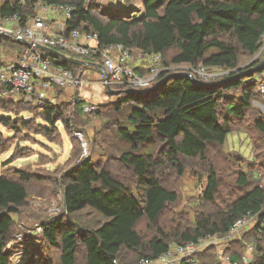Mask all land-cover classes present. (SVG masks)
I'll use <instances>...</instances> for the list:
<instances>
[{"label":"trees","instance_id":"trees-1","mask_svg":"<svg viewBox=\"0 0 264 264\" xmlns=\"http://www.w3.org/2000/svg\"><path fill=\"white\" fill-rule=\"evenodd\" d=\"M140 1L143 11L138 17H118L104 12L103 8H87V0H5L0 3V16L18 15L22 26L37 15L39 3L47 7L71 5L74 11L63 35L69 36L75 30L93 32L99 34L101 46L121 44L130 53L138 50L143 55L157 54L167 65L221 68L244 75L212 84H197L180 75H173L167 81L163 74L160 79L165 78V81L148 94L143 91V94H128L124 87L121 91L124 96L112 111L124 115L125 119L116 117L107 124L115 127L126 148L119 155L106 157L105 162H117L130 174V179L121 171L114 172L109 163L100 165L92 157L73 164L55 179V183L64 188L68 216L89 209L104 222L101 224L99 220L95 227L74 226L64 216L45 221L41 227L46 254H42L43 247L32 260L36 264H50L53 259L57 264L154 261L175 245L196 242L207 235L224 237L237 220L251 212L257 217L255 226L243 240L232 241L226 254L232 264H244L243 257L252 245L254 261L251 264H264V174L250 165L248 171L240 169L234 173L233 183L224 187L210 164L202 203L192 219L185 210L172 209L181 195L167 176L169 171L182 176L187 161L208 162L210 145H225L235 132L234 120H244L248 113L255 114V127L264 136V116L253 106L256 98H263L257 89V78L264 76V66L252 72L259 64L255 61L240 69L241 57H253L263 46L264 0ZM0 41L12 42L23 52V45L10 38H0ZM173 50L174 55L168 59ZM69 55L92 60V56ZM49 58L54 65L75 74L82 67L54 55L49 54ZM2 63L7 62L1 61L0 65ZM235 91L238 94L233 93ZM13 101L0 97V111L18 115L34 108L24 103L16 105ZM34 109L41 110L39 114L49 126L56 127L62 122L66 131L73 127L69 112L83 110L77 99L74 103ZM101 111L97 110L95 116L101 118ZM11 120L2 117L0 123L10 127ZM33 124L34 120L29 118H18L11 131L23 127L46 138L52 134V129L39 124L33 128ZM75 140L74 137L72 145L78 147L80 143ZM4 141L0 133V148L4 147ZM260 167L264 168V163ZM7 171L0 174V264H13V252L6 249L18 232L13 216L20 214L27 203L29 184L41 179L34 172L13 170L9 176ZM197 259L200 261L197 264H224L213 246L198 253Z\"/></svg>","mask_w":264,"mask_h":264},{"label":"rangeland","instance_id":"rangeland-1","mask_svg":"<svg viewBox=\"0 0 264 264\" xmlns=\"http://www.w3.org/2000/svg\"><path fill=\"white\" fill-rule=\"evenodd\" d=\"M3 1L5 0H0V3H3ZM86 3L87 8L91 6L100 9L103 8L104 12L115 13L118 17H138L143 11V5L140 0H87ZM36 11H38V9ZM12 40L14 41V39ZM18 48L22 51L20 47L14 45L12 42L0 41V62H4L10 57H17V54L21 52ZM174 53V50L169 52L168 59H171ZM130 54L131 64L134 52H131ZM148 56L149 55H143L144 69L140 71L135 69L138 75L150 78L151 80L149 86L140 90L145 93L151 91L158 84L161 85L165 81V78H167L168 81L173 75H178L180 73H189L203 84L217 83L221 80L226 78L230 79L237 75L239 77L244 76L242 73H235V71L233 73L232 71H227L221 68H206L201 66L199 68L204 67L210 70V74L213 75V79L210 78V80L206 82L202 81L199 73L196 72L199 68H192L188 65H173L170 63L167 65L165 64L166 60H162V56H160L158 63L157 75L153 76ZM255 61H258L259 64L251 69L252 72L261 63H264V39L262 48L255 56L241 57L240 69H244ZM2 65L5 64L2 63ZM83 67L86 68L85 65ZM81 71V69L77 70L76 74L75 71H73V73L72 71L70 72L72 75L75 74L74 77L77 78ZM163 74H166V77L161 80L160 78ZM261 77L264 76H259L257 78V89L263 98L260 96L256 98L253 102V106L259 109L264 116V95L262 94V89L258 86V79ZM106 83L113 91H120V94L112 93L108 89L109 93L114 96L113 101L102 106L97 103H87L82 96V90H77L78 88H55L53 94L56 103L55 105L74 103V100L77 99L83 108L82 112H69L70 116L68 117L73 121V127L75 129L72 127L68 131H66V127L62 122H58L56 127L49 126V124L41 118V115L39 114L41 113V110L34 109L39 108L40 104L27 103L24 100H21L19 96H9L8 98L13 99V102L16 103V105L24 103L25 105L34 108H31L29 111L21 112L18 115L0 111V118L7 117L12 119V126L14 121L18 118H29L35 122L33 128L39 124L41 127L52 129V134L46 138L42 134H37L36 132L23 127L11 131L12 126L6 127L0 123V133L2 134L3 140H5L4 147L0 148V174H5L4 171L6 172L9 170L7 173L10 176L13 173V170H25L28 172H34L41 178L40 181L34 180L29 184L30 196L27 203L21 209L20 214L13 216L18 227V232H16L13 240L9 243H13L14 245V248H10L13 255H15L14 262L12 261L13 264H18L19 262L20 264H36L32 259L35 258L36 253H38V251L45 245L44 236L39 232V227L45 221L64 216L66 217V220H69L74 226L89 225L95 227L98 225L99 220H101V224L104 222V219L100 215L89 209L79 212L76 215L68 216L69 214L66 210L64 201V188L63 186L56 184L55 179H59L73 164L83 158L92 157V159L97 161L100 165L104 166L106 163H109L114 172L121 171L125 178L130 179V174L126 173V170L122 169L117 162H105L106 157L108 158V156L114 157L111 155H119V153L126 148L125 144L118 137L115 127L107 124V122L114 121L116 117L125 119L124 115H116V113H113L112 111L113 106L120 103L124 96L121 92L123 91L124 85L112 84L107 73ZM126 89L128 90L129 88ZM135 90L138 89L135 88ZM2 92L3 91L0 90V97H3ZM233 93L238 94L236 91ZM87 105L97 107L98 111L102 109L101 118L104 117L107 120L95 116L97 110L92 112V114H85L84 108ZM234 127L235 132L229 136L225 145H210L207 154L208 162L204 163L199 159L187 161L185 163V173L182 176H179L178 173L169 171L167 176L181 195L179 203L172 206L174 211L185 210L191 219L194 214L199 211V205L202 203L201 197L208 183L207 172L209 171L210 164H213L218 173L221 185L224 187L233 183L234 173L240 169L248 171L250 165H252V169L256 168L257 171L264 174V168L260 167L261 163H264V136L255 127V114L253 112L248 113L244 120L235 119ZM77 131L84 133L85 141L88 143L87 152L81 141L75 137ZM74 137L80 143H78V147L72 145ZM76 140L75 142L77 143ZM73 147H75V149ZM254 221L256 223L257 219L255 218ZM251 228L249 227L242 231L248 232ZM15 231L16 226L14 233ZM250 247L253 246L249 245L248 250ZM42 254H46L45 247ZM48 255L50 259L53 258L52 254ZM248 257L250 258V255H248ZM54 261V264H57V261Z\"/></svg>","mask_w":264,"mask_h":264},{"label":"built area","instance_id":"built-area-1","mask_svg":"<svg viewBox=\"0 0 264 264\" xmlns=\"http://www.w3.org/2000/svg\"><path fill=\"white\" fill-rule=\"evenodd\" d=\"M37 9V15L30 18L25 26L20 25L21 19L18 15L0 16V33L13 35L14 41L24 47L23 52L17 56L15 62L0 65V90L3 91V97L19 96L21 100L27 103L55 105L53 98L55 88H79L85 83V80L75 78L67 69L54 65L49 54L41 50L40 47L57 50L69 57H71L69 54L81 55L82 57L92 56V60L88 58V61L83 58L86 63H99L102 60L104 70L112 84L124 85L126 88L138 90L150 85V78L141 77L130 65L131 54L123 45L101 46L99 34L93 32L75 30L66 36L48 29L45 21L46 16L51 13L60 15L67 22L74 11L73 6L54 5L47 7L39 4ZM148 60L151 72L153 76H156L160 55H149ZM85 66L88 67V64ZM196 72L199 73L202 81L208 82L213 77L210 70L204 67L199 68ZM258 86L264 95V77L258 79ZM96 110L97 107L91 105L84 108L87 115ZM83 134L81 131H77L75 137L81 141L87 152L88 143ZM255 218L257 219L255 215L249 212L245 217L237 220L224 237L207 235L196 242L175 245L157 260H141L139 264H197V254L210 246L217 248L218 256L224 264H232L230 256L226 254L229 243L237 239L242 230L254 227ZM39 232L43 235L41 226ZM10 248H14L13 243L6 247L7 250ZM248 251L252 252L253 247H250ZM14 257L15 255L11 257L13 262Z\"/></svg>","mask_w":264,"mask_h":264},{"label":"crops","instance_id":"crops-1","mask_svg":"<svg viewBox=\"0 0 264 264\" xmlns=\"http://www.w3.org/2000/svg\"><path fill=\"white\" fill-rule=\"evenodd\" d=\"M45 21L48 25V29L52 30L56 33H63L65 26H66V21L63 16L60 15H54V14H49L48 16L45 17ZM133 58L131 62V66L140 71L144 69V58L142 52L138 50L133 51ZM136 55V56H135ZM16 58L10 57L6 60V62H15ZM82 60H84L82 58ZM94 63V62H91ZM98 65H101L102 69H99L97 67L93 66H88V67H82L80 68L82 71L80 74L77 76V79H83L85 80V83L81 85L77 90H82V96L84 97V100L87 103H97L98 105H104L110 101H113V97L109 93V88L106 83V71L104 70V67L102 65V60L99 63H95ZM85 68V69H84ZM93 71V72H91ZM108 92V94H107ZM247 231H242L238 237V239L235 240H243L245 237ZM234 241V240H233ZM231 242L229 243L228 248L231 246ZM216 248V247H215ZM10 250V249H9ZM217 250V248H216ZM250 255V258L248 257ZM49 256V255H48ZM217 257L220 260L218 256V251H217ZM254 261V255L252 252L247 251L246 255L243 257V263L244 264H251ZM52 262V263H51ZM50 264H54V261L52 260Z\"/></svg>","mask_w":264,"mask_h":264},{"label":"water","instance_id":"water-1","mask_svg":"<svg viewBox=\"0 0 264 264\" xmlns=\"http://www.w3.org/2000/svg\"><path fill=\"white\" fill-rule=\"evenodd\" d=\"M0 38L14 39L15 37L13 35L9 34V33H0ZM40 48H41V50L45 51L46 53H48L50 55H54V56H56V57H58V58H60L62 60L70 61V62L76 63L78 65H83V66L88 64V66H93V67H97L99 69H102L101 65H98V64H95V63H91V62L86 63L85 61H82V60H79V59H76V58H73V57H69V56L65 55L64 53L59 52L57 50L48 49L46 47H40ZM262 66H264V63H261L254 71L258 70ZM178 75L186 76V77L190 78L192 81H194L197 84H203L197 78H195L193 75H191L189 73H180ZM237 77H239V76L238 75L237 76H233L232 78H230V80L235 79ZM159 87H160V85L158 84L151 91L147 92V94L150 93V92L156 91L157 89H159ZM108 88H109L110 92L115 93V94H120V91L119 92L113 91L109 85H108ZM126 92L128 94H143L140 90H135V89H128Z\"/></svg>","mask_w":264,"mask_h":264}]
</instances>
